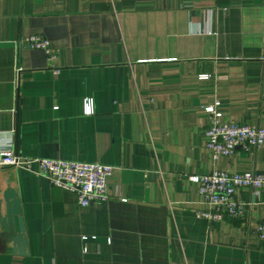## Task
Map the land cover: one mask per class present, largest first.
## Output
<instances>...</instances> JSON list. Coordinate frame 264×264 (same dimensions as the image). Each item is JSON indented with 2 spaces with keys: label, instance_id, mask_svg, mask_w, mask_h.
Instances as JSON below:
<instances>
[{
  "label": "crops",
  "instance_id": "obj_1",
  "mask_svg": "<svg viewBox=\"0 0 264 264\" xmlns=\"http://www.w3.org/2000/svg\"><path fill=\"white\" fill-rule=\"evenodd\" d=\"M31 34L51 41L60 73ZM217 100L225 120L264 127V0H0V152L115 168L109 199L81 206L0 166L25 239L13 252L0 238V264H264V191H237L239 218L197 216L208 207L192 175L264 171V146L213 159Z\"/></svg>",
  "mask_w": 264,
  "mask_h": 264
},
{
  "label": "built area",
  "instance_id": "obj_2",
  "mask_svg": "<svg viewBox=\"0 0 264 264\" xmlns=\"http://www.w3.org/2000/svg\"><path fill=\"white\" fill-rule=\"evenodd\" d=\"M25 42L29 48L43 51L49 67L55 74L60 73V69L55 66L57 50L48 38L41 34H31L25 38ZM20 70L17 67V71ZM209 77L203 74L200 79ZM84 105L87 114L93 113L91 98H86ZM219 106L220 101L217 100L205 107L208 113V123L204 129L206 148L214 160L231 156L239 146L247 152L264 146V127L225 120ZM0 166L19 167L41 175L52 185L73 192L81 206L109 199L108 180L115 170L112 165L99 162L26 157L12 147L0 152ZM190 179L196 185L202 203L208 207L198 211L197 216L209 222L227 217L236 219L245 214L248 203L237 199V191L248 189L253 195L264 191V171L238 173L213 169L192 175ZM257 231L260 239L264 240V219L258 223Z\"/></svg>",
  "mask_w": 264,
  "mask_h": 264
},
{
  "label": "water",
  "instance_id": "obj_3",
  "mask_svg": "<svg viewBox=\"0 0 264 264\" xmlns=\"http://www.w3.org/2000/svg\"><path fill=\"white\" fill-rule=\"evenodd\" d=\"M0 136L3 137L2 133ZM10 136V135H6ZM21 205L18 193L10 186L7 179L5 187L0 191V238L6 243H11L13 252L21 251L25 245L23 223L20 217ZM17 218V221H16ZM17 223L19 231L17 230Z\"/></svg>",
  "mask_w": 264,
  "mask_h": 264
}]
</instances>
